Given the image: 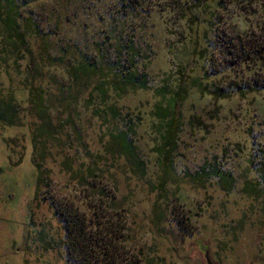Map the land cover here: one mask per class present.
<instances>
[{
    "label": "rangeland",
    "instance_id": "obj_1",
    "mask_svg": "<svg viewBox=\"0 0 264 264\" xmlns=\"http://www.w3.org/2000/svg\"><path fill=\"white\" fill-rule=\"evenodd\" d=\"M0 4V104L12 93L18 112L14 124L0 121V264H70L52 196L88 219L104 208L110 225L123 222L142 264H207L206 250L218 264H264V90H232L252 70L229 68L213 45L221 32L264 27V0H14L22 44ZM130 37L147 60L138 63L146 88L104 99L69 75L85 58L107 69ZM30 89L42 94L51 134L39 129ZM172 105L181 123L168 166L160 114ZM128 126L143 170L105 147ZM211 164L228 179H200Z\"/></svg>",
    "mask_w": 264,
    "mask_h": 264
},
{
    "label": "trees",
    "instance_id": "obj_2",
    "mask_svg": "<svg viewBox=\"0 0 264 264\" xmlns=\"http://www.w3.org/2000/svg\"><path fill=\"white\" fill-rule=\"evenodd\" d=\"M2 1L7 3L2 15L6 28L17 42L25 43L16 17L11 12L14 10L12 5L14 0ZM131 2L134 0H126V4ZM213 45L219 48V54L223 56L229 68L243 66L252 70V74L243 81L236 80V83L232 84V90L242 96L248 92L264 90V27L259 30H251L237 37L227 32H221L216 36ZM142 58L146 60L143 53L135 45L133 38L130 37L119 43L116 58L108 62L107 69L97 60L85 58L77 64L71 65L68 72L75 79V82L89 84L92 87V95L96 92L105 99L110 89L123 94L129 88L147 87L148 75L145 72V66L142 69L138 67ZM214 92L216 95H223L224 97L231 93L230 90L224 88ZM29 94L32 106L40 108L37 111L42 120L39 129L43 133L51 134L52 129L56 126L52 124L47 106L43 103L42 94L33 89L29 90ZM164 108L165 112L164 114L161 113L160 117L167 119L165 122L167 127L165 125L164 134L166 135L160 153L163 154V162L169 166L177 148V131L181 121L175 117L176 109L173 108V105ZM107 111L111 117H119L120 111L115 105H108ZM17 113L15 99L11 93L0 104V121L14 124ZM129 127L111 130L105 147L113 155H123L125 158L135 160L138 168L143 170L142 160L137 157V147L129 136L134 127ZM32 139L35 147L37 145L36 140ZM35 166L38 173L37 181H40L44 170L39 162H35ZM87 169L91 171V168L88 167ZM88 173L85 171L82 178H85ZM195 175L193 176L195 177ZM197 175L204 180L211 176H219V181L228 179L224 174V176H220V170L214 164L201 166ZM50 202L56 208L55 215L63 222L65 231L63 242L70 264H142L138 253L132 251L130 247L127 248L124 243L125 224L122 222L120 225H110L108 221L111 217L103 213L104 208L101 212L95 210L93 212L95 218L88 219L84 212L71 202L57 199L54 196L50 198Z\"/></svg>",
    "mask_w": 264,
    "mask_h": 264
},
{
    "label": "water",
    "instance_id": "obj_3",
    "mask_svg": "<svg viewBox=\"0 0 264 264\" xmlns=\"http://www.w3.org/2000/svg\"><path fill=\"white\" fill-rule=\"evenodd\" d=\"M205 258H206L207 264H218L213 261L208 250L205 251Z\"/></svg>",
    "mask_w": 264,
    "mask_h": 264
}]
</instances>
